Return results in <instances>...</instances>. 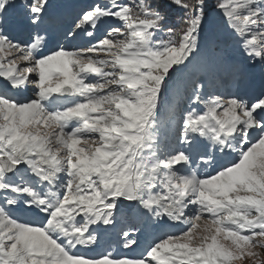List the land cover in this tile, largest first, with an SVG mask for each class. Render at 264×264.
I'll return each mask as SVG.
<instances>
[{"label":"snow or ice","instance_id":"snow-or-ice-1","mask_svg":"<svg viewBox=\"0 0 264 264\" xmlns=\"http://www.w3.org/2000/svg\"><path fill=\"white\" fill-rule=\"evenodd\" d=\"M169 3L0 0V264H264V0Z\"/></svg>","mask_w":264,"mask_h":264},{"label":"rangeland","instance_id":"rangeland-1","mask_svg":"<svg viewBox=\"0 0 264 264\" xmlns=\"http://www.w3.org/2000/svg\"><path fill=\"white\" fill-rule=\"evenodd\" d=\"M93 2H94V0H51V3L53 4V8L51 11L53 13L54 20L49 25H46L49 33L55 37H59L62 34L63 29L66 28L71 23L72 19L75 17L76 13L80 10V8L82 6H85V5L93 3ZM28 31L29 30H27V29L20 28V29H18L17 34L21 35L23 37L22 38L23 40H27L28 39ZM87 39L88 38L85 37L84 40L78 41L77 43L82 44ZM254 75L257 78V82H260V76H259V70L258 69L255 71ZM224 86H225V88L228 87L227 79H225V85ZM246 86L247 85L242 84L241 88H244ZM28 95H31V92H29ZM120 227H121V225H118L114 231L109 232L107 234H102L104 237L102 241L105 242L104 243L105 246L109 247V243H107V242L108 241L110 242L111 238L116 240V241L120 240V244L121 245L123 244V238L118 235ZM150 231H151V229H149V232ZM144 234H148V233H144ZM148 236L151 237L149 234H148ZM103 242H101V244ZM101 244L99 247H101ZM143 250H144L143 245H140L139 248H136L135 252H131V250H129V251H130V255H139ZM256 251L259 253V258H262V257L264 258V249H257ZM101 252H102V250H101ZM249 261H251V260H245L243 262V264H246Z\"/></svg>","mask_w":264,"mask_h":264},{"label":"trees","instance_id":"trees-1","mask_svg":"<svg viewBox=\"0 0 264 264\" xmlns=\"http://www.w3.org/2000/svg\"><path fill=\"white\" fill-rule=\"evenodd\" d=\"M158 6L161 7V10L165 12L168 16L169 25L175 26L177 22V17L180 15L179 9H177L174 5L169 3V0H154ZM210 6L214 5L215 0H208ZM226 76V70H224ZM260 260H264V258H259ZM246 264H252V261L247 262Z\"/></svg>","mask_w":264,"mask_h":264}]
</instances>
